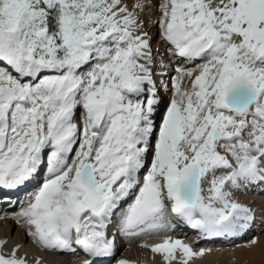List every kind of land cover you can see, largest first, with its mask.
Returning <instances> with one entry per match:
<instances>
[{"label":"snow or ice","instance_id":"snow-or-ice-1","mask_svg":"<svg viewBox=\"0 0 264 264\" xmlns=\"http://www.w3.org/2000/svg\"><path fill=\"white\" fill-rule=\"evenodd\" d=\"M147 6L0 0V192L46 168L14 219L82 264L113 257L121 235L158 237L140 247L191 264L205 250L170 235L173 219L231 238L255 221L236 193L264 185V0H159L167 51L193 65L175 67L162 115ZM6 245L0 264H29Z\"/></svg>","mask_w":264,"mask_h":264},{"label":"bare ground","instance_id":"bare-ground-1","mask_svg":"<svg viewBox=\"0 0 264 264\" xmlns=\"http://www.w3.org/2000/svg\"><path fill=\"white\" fill-rule=\"evenodd\" d=\"M128 2L131 3L132 0ZM145 3L149 6L145 7L141 12V22L143 31L147 33L153 51L154 79L156 80L159 95L163 101L160 105V114L162 115L169 100L173 96L171 83L172 78L176 75L175 67L182 65L191 68L193 65L182 64L179 58L173 57L167 51L170 45L161 39L160 27L157 22L160 15L158 7L159 0H145ZM161 73H166V75H162ZM46 176L47 171L44 175L38 176L19 189L4 190L5 192H0V194H17L18 199L24 200V207L34 192L38 190V185L42 183ZM26 187V190L21 191V189ZM236 197L240 201L249 204L255 210L254 223L245 234L237 238L205 237L181 221L175 219L171 221V224L175 226V230L177 227L187 226L188 231L181 229L177 233H172V231H169V228L168 232L170 235L191 244L194 250H205V255L194 259L191 264H226V258L228 259V257L240 264H264V185L249 186L247 189H241L237 191ZM20 211L16 212L10 209L7 212V217H9L8 221L5 220L0 223V241H7L6 251L19 245L20 255L27 254L29 264H33V261L37 258L41 260V264H82L81 254L83 253L77 256L72 253L46 252L43 249L37 248L31 238L26 235L24 226L17 223L14 219V216ZM116 219L119 221L118 217ZM252 239L257 240L255 245L250 243ZM157 240L158 237L155 236L126 237L123 245H120L116 249V256L118 255L119 249L121 250V254L117 256V259H128L132 261V264H163L160 255L153 254L150 250L140 247L145 241L154 243ZM59 254L62 256H58ZM95 259L97 260L99 258Z\"/></svg>","mask_w":264,"mask_h":264},{"label":"rangeland","instance_id":"rangeland-1","mask_svg":"<svg viewBox=\"0 0 264 264\" xmlns=\"http://www.w3.org/2000/svg\"><path fill=\"white\" fill-rule=\"evenodd\" d=\"M129 1V0H128ZM261 220H263L262 218H261ZM121 254V250L119 249V252H118V255L117 256H119ZM226 264H240V263H238V262H235L233 259H231L230 257H228V259L226 258ZM232 260V261H231ZM229 262V263H228Z\"/></svg>","mask_w":264,"mask_h":264}]
</instances>
